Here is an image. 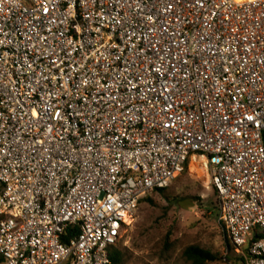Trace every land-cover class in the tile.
I'll list each match as a JSON object with an SVG mask.
<instances>
[{
  "label": "built area",
  "instance_id": "obj_1",
  "mask_svg": "<svg viewBox=\"0 0 264 264\" xmlns=\"http://www.w3.org/2000/svg\"><path fill=\"white\" fill-rule=\"evenodd\" d=\"M198 158L264 264V0H0L2 264H110Z\"/></svg>",
  "mask_w": 264,
  "mask_h": 264
},
{
  "label": "rangeland",
  "instance_id": "obj_2",
  "mask_svg": "<svg viewBox=\"0 0 264 264\" xmlns=\"http://www.w3.org/2000/svg\"><path fill=\"white\" fill-rule=\"evenodd\" d=\"M201 160L191 162L166 196L151 193L146 197L151 202L139 205L117 244L126 264H192L184 255L191 246L215 256L207 264H246L228 247L217 211L219 199Z\"/></svg>",
  "mask_w": 264,
  "mask_h": 264
},
{
  "label": "trees",
  "instance_id": "obj_3",
  "mask_svg": "<svg viewBox=\"0 0 264 264\" xmlns=\"http://www.w3.org/2000/svg\"><path fill=\"white\" fill-rule=\"evenodd\" d=\"M188 170H189V166H187L185 173H187ZM167 190L168 189L158 190V191H155L154 193L159 194V195L164 197L167 194ZM215 193L217 195L216 191H215ZM144 201L151 202V200L144 198L140 202V204ZM217 211H219V207L217 208ZM68 231H72V230L69 229ZM228 247L232 252H235V248L231 245L229 240H228ZM184 255H185L187 261L191 262L192 264H207V262H211V261L216 260L215 256L212 255L210 252L205 251L204 249L197 247V246H191V247L187 248ZM109 257H110V264H126L127 263V258L125 256V254L120 249V247L117 246V244L110 247ZM240 257H241V261L243 263H246L245 257H243V256H240ZM2 263H3V258L0 256V264H2Z\"/></svg>",
  "mask_w": 264,
  "mask_h": 264
},
{
  "label": "bare ground",
  "instance_id": "obj_4",
  "mask_svg": "<svg viewBox=\"0 0 264 264\" xmlns=\"http://www.w3.org/2000/svg\"><path fill=\"white\" fill-rule=\"evenodd\" d=\"M202 164H203V166H204V168H207L205 165H206V162H205V160L202 158Z\"/></svg>",
  "mask_w": 264,
  "mask_h": 264
}]
</instances>
